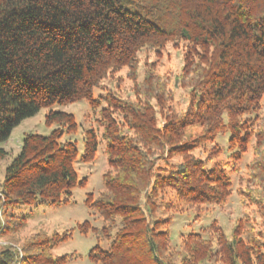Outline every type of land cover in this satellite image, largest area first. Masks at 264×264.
I'll use <instances>...</instances> for the list:
<instances>
[{
  "label": "trees",
  "instance_id": "trees-1",
  "mask_svg": "<svg viewBox=\"0 0 264 264\" xmlns=\"http://www.w3.org/2000/svg\"><path fill=\"white\" fill-rule=\"evenodd\" d=\"M168 42L184 48L175 80L195 94L194 104L184 115L166 108L170 79L153 68L135 84L136 100L102 97L106 107L99 114L110 169L103 175V191L86 203L102 217L104 225L95 231L110 246L98 244L89 256L102 264H264V228L256 230L249 216L230 236L212 224L181 236L179 247L170 238L172 218L164 216L169 211L199 215L230 194L226 164L208 167L196 151L202 141L212 140L223 112L240 138L237 116L260 108L264 0H0V143L42 108L80 100L99 106L103 101L93 93L108 75L134 70L140 51ZM157 108L165 113L161 126ZM46 123L76 127L73 115L64 112L50 111ZM194 126L205 129L200 138L185 137ZM63 134L56 129L49 136L23 137L1 183L4 207L62 205L75 187L85 185L75 163L93 159L97 135L86 132L79 155L75 143L60 142ZM7 154L0 147V158ZM249 167L248 190L241 194L264 219L262 153ZM2 219L0 238L23 225L22 219ZM69 235H36L21 248L22 258L8 240L0 247V264H64L69 256L54 258L50 249Z\"/></svg>",
  "mask_w": 264,
  "mask_h": 264
},
{
  "label": "rangeland",
  "instance_id": "rangeland-1",
  "mask_svg": "<svg viewBox=\"0 0 264 264\" xmlns=\"http://www.w3.org/2000/svg\"><path fill=\"white\" fill-rule=\"evenodd\" d=\"M183 65L182 44L168 42L162 49L145 48L139 52L134 70L123 68L108 75L94 90L93 96L102 100V97L115 94L123 100H136L135 84L142 82L148 69L153 68L156 74L170 79L167 87L170 97L166 99V108H174L178 115H184L192 109L195 94L175 80L181 73ZM99 104L93 108L87 100H80L75 103L55 104L49 108H42L36 115L23 120L15 127L6 142L0 143V147L8 152L4 158H0V199L2 200L0 201V224L3 223L2 218L7 216L12 221L22 219L23 223L17 232L9 231V236L0 238V247L7 245L9 240V244L13 243L15 246L18 257L22 258L21 248L34 236L50 238L55 233H66L70 235L50 249L54 258L69 256L64 264H102L92 261L89 253L98 244L103 249H109L110 240L99 238L95 229L102 228L104 221L86 203L87 199L95 200L103 191V175L110 169L106 141L102 137L104 127L99 114L100 109L106 107V102H99ZM50 111L73 115L76 127L71 130L57 123L47 124L46 116ZM164 114L163 110L161 114V109L157 108V120L160 126L164 123ZM237 117L240 138L235 136L238 133H235L237 129L232 128L233 121L230 114L223 112L220 127L212 140L202 141L201 148L196 151L208 167H212L216 162L226 164V171L231 181L230 194L223 203L206 206L199 215L195 211L166 212L164 216L172 218L169 225L170 238L176 247L180 246L181 236L200 232L212 224H217L227 236H230L237 222L245 216L250 217L256 230L264 228V219L258 212L257 206L252 203L245 205V199L241 194L244 189L248 190L247 178L251 175L249 165L256 160L257 153H262L264 157V96L258 110L242 112ZM56 129L64 131L60 142L75 143L79 155L84 150L86 132L90 129L95 131L99 145L93 159L87 162L78 159L75 163L79 178L86 180L85 185L75 187L69 200L62 205L19 204L16 207H4L1 183L4 180L6 168L20 151L23 137L29 133L49 136ZM204 131V128L189 127L184 132V136L191 139L200 138ZM165 156L167 157V153ZM173 160H180V157ZM254 184L250 187H254ZM85 222L89 224L86 228L83 227ZM84 229L86 231H82Z\"/></svg>",
  "mask_w": 264,
  "mask_h": 264
}]
</instances>
